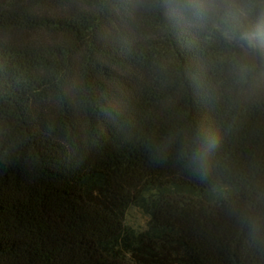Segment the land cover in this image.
Listing matches in <instances>:
<instances>
[{
	"label": "trees",
	"instance_id": "16d2710c",
	"mask_svg": "<svg viewBox=\"0 0 264 264\" xmlns=\"http://www.w3.org/2000/svg\"><path fill=\"white\" fill-rule=\"evenodd\" d=\"M240 3L226 32L0 0V264H264V0Z\"/></svg>",
	"mask_w": 264,
	"mask_h": 264
},
{
	"label": "clouds",
	"instance_id": "9594fccd",
	"mask_svg": "<svg viewBox=\"0 0 264 264\" xmlns=\"http://www.w3.org/2000/svg\"><path fill=\"white\" fill-rule=\"evenodd\" d=\"M173 10L178 15H212L226 32L233 27L237 13L242 12L240 0H172ZM212 144L210 142L209 147Z\"/></svg>",
	"mask_w": 264,
	"mask_h": 264
},
{
	"label": "rangeland",
	"instance_id": "374dc122",
	"mask_svg": "<svg viewBox=\"0 0 264 264\" xmlns=\"http://www.w3.org/2000/svg\"><path fill=\"white\" fill-rule=\"evenodd\" d=\"M150 216L143 208L132 205L127 212L126 223L136 231L145 230L148 227Z\"/></svg>",
	"mask_w": 264,
	"mask_h": 264
}]
</instances>
